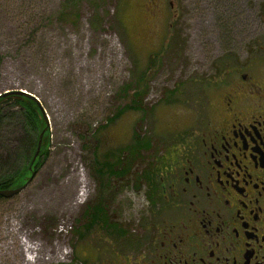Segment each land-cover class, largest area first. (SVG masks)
<instances>
[{"label": "rangeland", "instance_id": "rangeland-1", "mask_svg": "<svg viewBox=\"0 0 264 264\" xmlns=\"http://www.w3.org/2000/svg\"><path fill=\"white\" fill-rule=\"evenodd\" d=\"M144 3L0 0V180L36 145L15 92L48 130L34 178L0 198V264H80L97 240L83 233L96 180L141 173L207 103L205 83L247 68L264 45V0H175L178 14L157 16ZM136 136L149 149L126 169ZM130 187L114 203L132 224L145 202Z\"/></svg>", "mask_w": 264, "mask_h": 264}, {"label": "flooded vegetation", "instance_id": "flooded-vegetation-1", "mask_svg": "<svg viewBox=\"0 0 264 264\" xmlns=\"http://www.w3.org/2000/svg\"><path fill=\"white\" fill-rule=\"evenodd\" d=\"M144 5L179 13L175 0ZM255 48L247 68L205 83L207 103L141 173L96 180L83 233L97 240L80 264H264V45ZM128 184L145 202L132 224L114 203Z\"/></svg>", "mask_w": 264, "mask_h": 264}, {"label": "trees", "instance_id": "trees-1", "mask_svg": "<svg viewBox=\"0 0 264 264\" xmlns=\"http://www.w3.org/2000/svg\"><path fill=\"white\" fill-rule=\"evenodd\" d=\"M23 98L24 100H28L29 103L25 104L24 107L26 110V114H25V120H26V130L30 133L33 134V132L37 131V136H36V145L30 150V152L32 151V154L28 157V160L26 161L27 166L24 167L23 171L21 173H15V175L12 176H8L3 178V180H0V190L3 189H14V187H19L22 184H24L25 180L27 177H29L31 174V172L29 171V167L32 166L33 168V172L35 173L36 169L40 167V161H41V157L43 156L44 152L42 151L43 149L40 148V154L38 155L37 159L34 161V164H31V160L34 156L36 147L38 145V140L40 135H42V139L45 136V134L48 132L47 127H46V121L44 119V114L42 113V111L37 107L36 102H34L33 98H30L24 94L18 95V99ZM17 99V98H16ZM22 102V101H21ZM20 102V104H21ZM35 103V104H34ZM132 105L130 104V106L127 107V109H131ZM39 111L41 119H42V123H41V127L38 129L37 127V122H36V116H35V112L36 110ZM122 110V109H121ZM137 137V136H136ZM41 139V140H42ZM134 142L136 143V145L134 144L131 149H132V154H131V162L135 159V157L137 156V154L135 152H138L139 150H141L142 148H149L148 147V142H142L141 140H138V137L135 139L134 137ZM28 149H26L27 151ZM135 150V151H133ZM27 154H29V152H26ZM27 156V155H26ZM130 164L126 167V169H128V167L131 165ZM112 172V171H111ZM125 172L122 171L121 175L124 174ZM113 176H120L119 173H113ZM109 176V175H108ZM14 178H16L17 180L14 181ZM19 178V179H18ZM14 181V182H13ZM17 181L16 186H14L15 182ZM1 198V197H0Z\"/></svg>", "mask_w": 264, "mask_h": 264}, {"label": "water", "instance_id": "water-1", "mask_svg": "<svg viewBox=\"0 0 264 264\" xmlns=\"http://www.w3.org/2000/svg\"><path fill=\"white\" fill-rule=\"evenodd\" d=\"M15 93H18V94H20V95H21V94H24V95L30 97L26 92H23V91L15 92ZM30 98H31V97H30ZM41 139H42V135H40V137H39L38 145H37V147H36V150H35L34 156H33L32 160H31V164H32V165L34 164V161L37 159L38 155L40 154L39 151H40L41 143H42ZM29 171L31 172V173H30L31 175H30L29 177L26 178L24 184H22V185L19 186V187H15L14 189H3V190H0V197H1V198H3V197H5V198H11V197H13L14 195H16V194L22 192V191L28 186V184L31 182V180H32V179L34 178V176H35V174H34V172H33V168H32V166L29 167Z\"/></svg>", "mask_w": 264, "mask_h": 264}]
</instances>
